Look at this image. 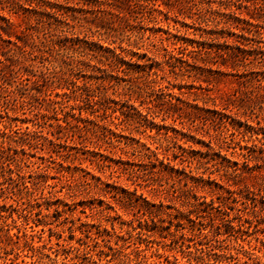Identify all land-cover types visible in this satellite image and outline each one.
I'll return each mask as SVG.
<instances>
[{
	"label": "rangeland",
	"instance_id": "1",
	"mask_svg": "<svg viewBox=\"0 0 264 264\" xmlns=\"http://www.w3.org/2000/svg\"><path fill=\"white\" fill-rule=\"evenodd\" d=\"M0 264H264V0H0Z\"/></svg>",
	"mask_w": 264,
	"mask_h": 264
}]
</instances>
